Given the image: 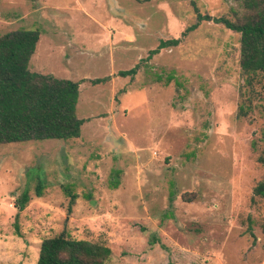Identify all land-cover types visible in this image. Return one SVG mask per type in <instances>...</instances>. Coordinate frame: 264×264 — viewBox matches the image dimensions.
Here are the masks:
<instances>
[{
    "label": "rangeland",
    "instance_id": "1",
    "mask_svg": "<svg viewBox=\"0 0 264 264\" xmlns=\"http://www.w3.org/2000/svg\"><path fill=\"white\" fill-rule=\"evenodd\" d=\"M197 13L235 21L248 10L243 0H0V36L39 31L30 71L79 82L84 120L77 139L0 145V264H36L41 242L61 234L108 247L105 264H264V200L253 194L264 76L241 71L240 36L222 25L183 36Z\"/></svg>",
    "mask_w": 264,
    "mask_h": 264
},
{
    "label": "trees",
    "instance_id": "2",
    "mask_svg": "<svg viewBox=\"0 0 264 264\" xmlns=\"http://www.w3.org/2000/svg\"><path fill=\"white\" fill-rule=\"evenodd\" d=\"M243 2L248 13L242 18L232 21L197 13L196 24L188 27L183 36L202 22L222 25L239 34V66L250 80L257 75L264 76V0ZM39 36L37 30H16L0 36V145L34 140L67 141L80 137L84 120L78 119L75 113L79 82L57 79L29 69ZM179 40L161 42L152 54L163 47L178 45ZM151 58L148 54L147 59ZM136 72L137 67L119 71L118 76L132 78ZM107 81L108 77L97 78L91 84ZM239 114L245 116L243 107L239 108ZM258 161L264 165V139ZM39 191L37 189L38 196ZM253 194L264 200V179L256 185ZM27 201L28 196L24 193L17 208L22 210ZM261 229L264 233V223ZM157 242L153 236L149 244ZM110 254L111 250L102 244L69 239L61 234L41 242L36 264H105Z\"/></svg>",
    "mask_w": 264,
    "mask_h": 264
},
{
    "label": "crops",
    "instance_id": "3",
    "mask_svg": "<svg viewBox=\"0 0 264 264\" xmlns=\"http://www.w3.org/2000/svg\"><path fill=\"white\" fill-rule=\"evenodd\" d=\"M66 80V79H65Z\"/></svg>",
    "mask_w": 264,
    "mask_h": 264
}]
</instances>
